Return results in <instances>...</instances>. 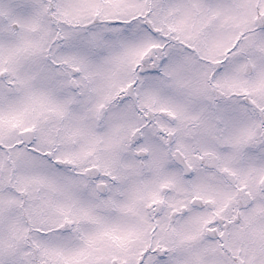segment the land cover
<instances>
[{
  "label": "snow or ice",
  "instance_id": "6c2138e0",
  "mask_svg": "<svg viewBox=\"0 0 264 264\" xmlns=\"http://www.w3.org/2000/svg\"><path fill=\"white\" fill-rule=\"evenodd\" d=\"M0 264H264V0H0Z\"/></svg>",
  "mask_w": 264,
  "mask_h": 264
}]
</instances>
